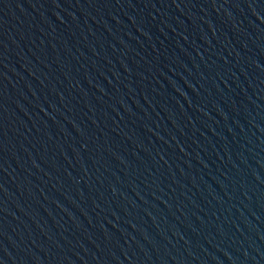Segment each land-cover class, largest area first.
<instances>
[{
  "label": "water",
  "instance_id": "95a60500",
  "mask_svg": "<svg viewBox=\"0 0 264 264\" xmlns=\"http://www.w3.org/2000/svg\"><path fill=\"white\" fill-rule=\"evenodd\" d=\"M0 264H264V0H0Z\"/></svg>",
  "mask_w": 264,
  "mask_h": 264
}]
</instances>
